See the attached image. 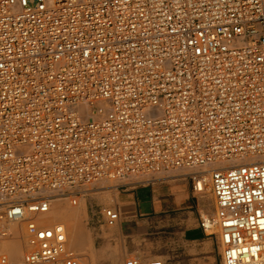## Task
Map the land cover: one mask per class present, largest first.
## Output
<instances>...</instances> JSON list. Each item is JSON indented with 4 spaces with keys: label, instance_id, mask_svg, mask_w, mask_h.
<instances>
[{
    "label": "built area",
    "instance_id": "2783aa9c",
    "mask_svg": "<svg viewBox=\"0 0 264 264\" xmlns=\"http://www.w3.org/2000/svg\"><path fill=\"white\" fill-rule=\"evenodd\" d=\"M207 165L220 264H264V0H0V264H88L54 198Z\"/></svg>",
    "mask_w": 264,
    "mask_h": 264
},
{
    "label": "rangeland",
    "instance_id": "374dc122",
    "mask_svg": "<svg viewBox=\"0 0 264 264\" xmlns=\"http://www.w3.org/2000/svg\"><path fill=\"white\" fill-rule=\"evenodd\" d=\"M188 171H192V169L177 168L166 172L140 174L130 178L136 180L137 183H145L155 181L157 176L167 173H178L170 178L182 177L185 175L183 173ZM118 184L117 180H102L92 183L87 186L84 194L77 198L75 204L70 203L68 198L59 199L62 205L67 207L70 218L76 223L79 232L77 245L70 246L69 234L66 231L67 245L75 250L82 261L88 264H123L127 256L134 255L142 260L151 257L158 258L165 264H220L215 232L206 233L209 232L207 230L205 232L208 236L207 243L203 246L199 245L194 250L191 247L187 248L181 242L178 233L164 234L154 230L151 233L147 232L131 237L125 235L117 224H107L104 221L102 209L110 207L108 204L116 194ZM161 185L166 191L170 188L168 182H163ZM197 195L199 197V223L201 218L212 215L214 211L213 195L208 182L207 189L197 192ZM80 201L83 202V205L78 207ZM204 213L205 215L202 216ZM64 226L67 229L66 223ZM22 251L21 247L19 258Z\"/></svg>",
    "mask_w": 264,
    "mask_h": 264
},
{
    "label": "crops",
    "instance_id": "0c3cea01",
    "mask_svg": "<svg viewBox=\"0 0 264 264\" xmlns=\"http://www.w3.org/2000/svg\"><path fill=\"white\" fill-rule=\"evenodd\" d=\"M189 172L178 178H170L178 173H167L145 183H137L133 178L120 180L108 204L119 213L115 224L131 237L157 230L164 234L178 233L187 248L195 250L206 244L208 236L198 223L199 197L186 175ZM163 182L170 184L168 191L163 189Z\"/></svg>",
    "mask_w": 264,
    "mask_h": 264
},
{
    "label": "bare ground",
    "instance_id": "6f19581e",
    "mask_svg": "<svg viewBox=\"0 0 264 264\" xmlns=\"http://www.w3.org/2000/svg\"><path fill=\"white\" fill-rule=\"evenodd\" d=\"M258 157H252L251 159H257ZM218 163L215 164V167H217ZM211 165H207V166H203L200 167L198 170L199 173H201V176L203 179H199L196 180L194 185L200 187L201 191L204 189H207V182H208V186L210 188V183H209V179H208V172L209 169L211 168ZM190 169V168H189ZM193 170V169H192ZM192 172V171H191ZM136 181V180H135ZM206 188V189H205ZM199 192V191H198ZM205 193V192H204ZM59 199H62L61 197H56L53 199L51 205L48 208V211L43 214L42 218L40 220L43 221H48V222H61L63 223V225L66 223L67 229L65 228V233L66 231H68L69 234V245L70 246H76L77 242H78V229H77V225L76 223L70 218L69 215V211L67 209V207L63 206L62 203L59 201ZM83 202H79V206H82ZM74 211V210H73ZM69 212V213H68ZM76 212V211H75ZM205 213L202 215L204 216ZM73 217V216H72ZM208 217V216H204V219ZM57 219V220H56ZM10 230H11V235H7L6 237H0V251H6L7 255L13 259V260H19V254L21 252V247L22 250L25 249V238H24V231L22 226H16L15 224H12L10 226ZM67 243V241H66ZM68 247V245H67ZM78 247V246H77ZM81 260V259H80Z\"/></svg>",
    "mask_w": 264,
    "mask_h": 264
}]
</instances>
